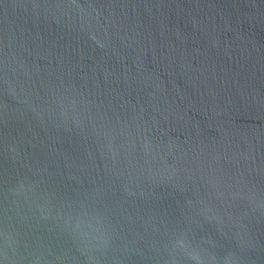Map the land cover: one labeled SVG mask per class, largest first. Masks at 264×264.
I'll list each match as a JSON object with an SVG mask.
<instances>
[{
  "label": "water",
  "instance_id": "1",
  "mask_svg": "<svg viewBox=\"0 0 264 264\" xmlns=\"http://www.w3.org/2000/svg\"><path fill=\"white\" fill-rule=\"evenodd\" d=\"M0 264H264V0H0Z\"/></svg>",
  "mask_w": 264,
  "mask_h": 264
}]
</instances>
